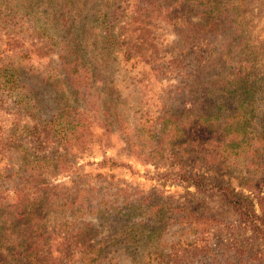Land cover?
I'll use <instances>...</instances> for the list:
<instances>
[{"label":"rangeland","instance_id":"rangeland-1","mask_svg":"<svg viewBox=\"0 0 264 264\" xmlns=\"http://www.w3.org/2000/svg\"><path fill=\"white\" fill-rule=\"evenodd\" d=\"M23 1L26 0H8L14 9L25 10L19 17L10 20L11 16L4 17L5 0H0V70L17 66L21 77V86L14 88L11 81L3 82L5 77L0 73V188L10 189L22 181L20 178L27 174V167L9 177L7 172L18 170L22 162L21 155L27 154L31 159L35 156L43 157L45 164L40 165L39 162L38 166L46 168L45 177L53 184L68 185L73 190L84 188L81 198L90 201L89 206H96L104 197L108 198L114 207L105 217H98L85 210L90 214L77 219H72L70 214H54L51 222L52 230L57 233L56 245L61 248L71 250V246L81 244V237L86 235L106 245L107 255L99 264H132L135 244L126 242L125 232L135 233L142 229L145 235L150 231L154 219L144 215L146 213L142 206L152 201L168 202L171 206L185 204L198 215L211 219L208 225L201 223L198 228H194L193 223H180L175 211V220L172 215H167L164 223L156 222L159 230L154 239L162 252L148 259V264H264V237L241 227L238 212L224 203L220 192L211 185L199 188L179 177L182 171L187 174L197 172L208 182L217 180L230 183L235 191L248 195L256 211L260 212L258 193L246 187L243 181L255 177L252 179L253 184H258L259 194L264 198L262 147L257 146L255 152L245 150L239 156L233 155L232 159L236 161L231 162L230 166L223 165V162L213 160L214 145H207L212 138L211 132L191 123L193 125L184 143L169 148L164 145L165 153L162 155L150 154L152 147L144 151L129 148L124 136L115 130L111 146L92 142L87 149H80V153H63L62 144L53 129L56 125L54 121L49 122V119L54 116V119L65 122L69 118L88 116L91 119V116L94 118V115L101 114L103 107L99 106L102 100L99 97L103 96V91L106 92V83L94 79L88 86V93L82 88L80 91L60 60L59 50L64 43L59 45L55 38L34 33L32 16L26 14V8L29 7L20 5ZM43 1H37L34 9L43 5ZM108 1L109 5L122 4L121 0ZM128 1L131 3V0ZM90 2L87 0V6ZM247 2L254 24L264 27V18L261 17L264 0ZM30 8L33 9L32 6ZM99 8L103 11L108 9L104 4L99 5ZM155 18H144L130 12L127 19L119 17L116 20L115 31L128 22V30L132 32L134 41L137 45L143 44L135 54L138 63L128 61L127 64L122 62V65H118V60H114L115 52L107 48L101 52L106 58L112 57V65L104 66L101 72L104 77L108 74L119 80L117 86L125 118H128L132 126L144 122L147 125V120H160L166 106H175L181 99L187 98V89L177 88L178 84H185L175 66V41L178 35L173 26ZM104 20L101 18L97 21L100 34L106 32L105 26L112 22V17L107 16ZM40 22L38 26L44 24L46 19L40 17ZM80 34L81 47H84L83 57L87 60L96 55V51L99 52L95 48L98 39L96 33L88 39L85 33ZM262 35L264 37V29ZM218 40L213 42L216 44ZM87 42L94 45H88ZM91 60L95 61L94 58ZM185 63L195 65L190 58ZM105 69L108 71H103ZM210 72L212 70L208 71L212 75ZM220 92V89H213L214 94ZM247 93L251 96L243 100L244 106L255 107L257 111L248 127L249 137L257 140L256 134L262 127L264 86ZM189 118L188 122L194 121L192 116ZM183 120L185 122L187 117L184 116ZM156 132L160 134L161 130L156 129ZM213 135L216 138V134ZM61 153L65 154V159L54 169L51 167L50 156L56 157ZM105 157L113 159L115 164L109 160L102 162ZM165 208H168L167 205ZM90 228L92 231H89Z\"/></svg>","mask_w":264,"mask_h":264},{"label":"trees","instance_id":"trees-1","mask_svg":"<svg viewBox=\"0 0 264 264\" xmlns=\"http://www.w3.org/2000/svg\"><path fill=\"white\" fill-rule=\"evenodd\" d=\"M37 1L26 0L20 5L33 7L26 8V14L32 16L36 35L55 38L59 45L64 43L59 50V57L76 87L88 93V86L94 79L106 83V92L103 91V96L99 97L102 99L99 106L103 107L101 114L94 115V118L91 116V119L88 116L69 118L65 122L54 119V116L49 119L56 125L53 129L62 144L63 153H80V149H87L92 142L111 146L115 130L124 136L129 148L144 151L152 147L150 154L162 155L165 153L164 145L168 148L181 146L193 124L211 132L212 138L207 145H214L213 160L223 162V165L230 166L231 162L236 161L232 156H239L245 150L255 152L258 146L264 151V110L262 127L256 134L257 140H254L249 137L248 127L257 111L255 107H245L243 101L251 96L247 92L264 86V27L254 24L247 0H165L164 3L161 0H131L132 5L128 0H121L122 4L116 6L115 3L109 5L108 0H90L89 6L87 0H44L43 5L34 9ZM101 4L107 5L108 9L103 11L99 8ZM3 6L6 9L4 17L11 16L10 20L25 11L22 8L14 9L8 0ZM262 11L261 17L264 18V6ZM130 12L153 20L158 17L175 28L178 35L175 41V66L179 69L177 74L185 82L183 85L178 84L177 88L187 89V98H180L179 104L175 106H166L160 120H147V125L146 122L137 126L130 124L120 100L119 80L108 74L105 78L101 72L104 66L112 65V57L106 58L101 54L105 48L115 52L114 60H118V65H122V62L127 64L128 61L138 63L135 54L143 44L137 45L134 41L132 32L128 30L129 23L115 31L116 20L119 17L127 19ZM107 16L112 17L113 23L108 22L106 32L100 34L97 21L101 18L106 21ZM40 17L45 18L46 22L38 26L42 23ZM81 32L85 33L86 39L96 33L98 39L95 48L99 52L96 51V55L87 60L83 57ZM217 38L219 40L215 44L213 41ZM87 44L94 45L92 42ZM150 45L154 48L153 44ZM189 58L195 62L194 66L185 63ZM209 70H212V75H209ZM78 71L81 73L77 74ZM0 73L5 77L3 82L11 81L14 88L21 86L17 66L7 67ZM213 89L222 92L214 94ZM190 115L194 120L192 122H188ZM184 116L187 117L185 122ZM156 129L161 130V133L158 134ZM214 133L216 138H213ZM63 153L56 157L50 156L51 167L55 169L62 163L65 159ZM42 158L35 156L31 159L27 154L21 155L19 169L9 170L7 175L17 174L24 167H27V174H23L20 178L22 181L10 189L0 188V264H99L107 255L106 245L86 235L81 237L82 243L71 246V250L61 248L56 245L57 233L52 230L51 222L54 214H70L72 219H77L93 212L98 217H105L110 214L114 204L104 197L98 205L89 206L90 201L81 198L84 188L73 190L68 185L53 184L45 177L46 168L38 166L39 162L40 165L45 164ZM108 160L115 164L113 159L106 157L102 162ZM179 177L199 188L211 185L220 192L222 201L238 212L241 227L264 237V198L259 194L258 184H253L252 179L255 177H251V180L247 178L243 183L258 193L260 212L256 211L248 195L235 191L230 183L217 180L208 182L197 172L187 174L182 171ZM125 201L128 200L125 198ZM148 203L142 208L146 213L144 215L154 219L150 231L145 235L142 229L135 233L125 232L126 242L135 244L132 264H148V259L154 254H161L162 250L154 239L159 230L156 222L164 223L167 215H172L175 220L176 211L180 223H193L194 228H198L201 223L208 225L211 219L198 215L185 204L171 206L168 202ZM166 205L168 208H165Z\"/></svg>","mask_w":264,"mask_h":264}]
</instances>
